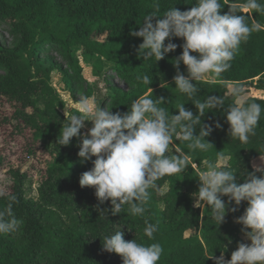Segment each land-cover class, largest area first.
<instances>
[{"label": "trees", "instance_id": "trees-1", "mask_svg": "<svg viewBox=\"0 0 264 264\" xmlns=\"http://www.w3.org/2000/svg\"><path fill=\"white\" fill-rule=\"evenodd\" d=\"M220 2L224 6L222 14L237 6L238 13L254 26L253 31L241 43L228 71L207 81H194L199 91L190 99L173 83L177 72L173 64L182 54L183 40L173 38L176 50L157 62L154 57L144 59L139 54L142 38L130 33L139 30L155 5H159L162 16L172 7L187 11L196 0H0V22L8 25L16 37L13 47L0 45V174L3 172L10 181L0 190V211L11 203L12 213L21 221L17 230L0 234V264H123L120 256L104 251L102 246L103 238L118 228L126 241L159 242L164 251L158 264H215L214 259H209L211 255L218 258L223 252L228 260L238 243H250L244 238L242 225L236 223L246 202L238 207L229 204V209L237 210H229L221 225L212 218L208 206H194L193 193L198 191L200 172L208 160L218 163L217 152L227 158L225 165L217 166L234 169L240 183L254 171L255 160H264V113L248 142L232 137L226 120L227 109L235 100L232 88L243 89L241 98L251 89L264 91V12H244L240 6L245 0ZM74 48H80L83 60L92 63L95 78L108 68L124 83L125 90L113 85L109 78L103 80L109 95L100 104L113 113H126L141 97L162 98L165 104L161 106L171 115L178 114L180 104L197 114L196 99H224L222 108L210 109L202 118V124L213 128L206 138L213 147L193 151L187 147L188 142L173 138L178 152L189 155L188 165L183 173L165 175L156 181L157 188L151 190L142 216L131 215L127 205L117 216L110 211L106 218L100 214L110 209V201L99 204L95 189L79 184L81 175L92 169L95 157L81 161L78 138H73L69 146L57 143L62 125L70 117L61 112L64 102L51 84L52 72L60 71L63 90L71 97L90 98L92 93L73 56ZM49 53L59 56L65 68L57 66L47 56ZM179 71L188 75L182 63ZM144 75L149 76L148 84L137 80ZM242 102L264 105V99L249 95ZM217 123L219 128L215 127ZM199 127L196 126L197 134ZM16 137L24 160L39 150L49 157L36 201L25 198L26 175L11 167L5 170L6 157ZM10 196H15L16 201H10ZM223 199L227 202L228 198ZM49 209L67 216L76 214L77 219L65 230L51 227L46 220ZM146 222L158 224L154 241L145 235Z\"/></svg>", "mask_w": 264, "mask_h": 264}, {"label": "clouds", "instance_id": "clouds-1", "mask_svg": "<svg viewBox=\"0 0 264 264\" xmlns=\"http://www.w3.org/2000/svg\"><path fill=\"white\" fill-rule=\"evenodd\" d=\"M240 7L264 12V0H245ZM223 9L220 0H196L187 11L172 7L161 16L157 4L155 10L145 16L139 30L130 35L142 38L139 54L144 59L154 57L157 62L176 50L173 38L183 40L182 54L173 64L177 69L173 83L175 89L192 99L199 91L194 81L213 79L228 71L241 43L247 41L253 31L254 26L238 13L237 6L222 14ZM181 63L187 68V76L179 71ZM137 80L148 84L149 76H138ZM242 93L243 89L232 88L235 100L227 109L226 120L230 125L229 134L248 142L250 136L255 135L264 105L243 103ZM163 104L162 98L141 97L122 114L102 109L96 101L85 97L79 102V113L63 123L57 143L69 146L73 138H78L81 141L78 152L81 161L95 157L92 169L81 175L79 184L82 188H94L99 204L110 201V209L100 211L105 218L109 211L112 216L121 214L125 205L131 215H144L151 190L157 188L156 181L165 175L184 172L189 155L184 152L171 154L174 137L188 142L187 147L193 151H207L213 147L206 139L213 128L202 124V118L210 109L223 107L222 97H207L203 102L196 99L195 115L186 110L184 104L177 106V115H171L161 106ZM85 122H91L92 127L81 135ZM197 125L200 126L199 134L196 133ZM215 127L220 125L217 123ZM217 153L222 161L224 157ZM198 181V191L193 193L194 206L199 208L203 202L219 225L225 221L229 210H237L229 209V204L238 207L242 202L247 203L236 223L242 225L244 238L250 243H238L228 260L223 252L220 257L213 254L209 259H214L215 264H264V166L255 167L240 183L234 169L220 168L215 161L208 160ZM224 197L228 198L227 202ZM9 199L16 201L15 196ZM20 223L12 213L11 203L0 211V234L17 230ZM157 231L158 224L146 222L144 232L149 239L154 241ZM102 246L104 251L120 256L123 264H158L164 251L159 242L126 241L121 228L106 235Z\"/></svg>", "mask_w": 264, "mask_h": 264}, {"label": "rangeland", "instance_id": "rangeland-1", "mask_svg": "<svg viewBox=\"0 0 264 264\" xmlns=\"http://www.w3.org/2000/svg\"><path fill=\"white\" fill-rule=\"evenodd\" d=\"M244 12H248V9L243 8ZM16 43V37L11 33V30L8 25L0 22V45L5 48H11ZM47 56H50L57 66L61 68H65L66 63L56 54L49 53ZM73 56L79 61L80 66L82 68V74L87 83L91 86L92 93L89 100H94L98 104L103 101V97L108 96L109 92L105 89L103 80L104 78H109L110 82L118 88L126 89L123 82L117 80L113 76V72L105 68L103 73L99 78H95L92 74V63L86 62L82 58V50L80 48L73 49ZM209 79H205L207 81ZM62 74L60 71H54L51 74V84L54 89L58 92L60 98L64 102V108L62 109V114L65 117H71L73 112L79 113V102L83 99L82 97L73 98L71 95L63 90L62 87ZM249 96L259 97V94L255 93L252 89L248 93ZM248 95H245L241 98V101L246 99ZM264 97V96H261ZM101 105V104H100ZM106 106V105H105ZM105 106L101 105L103 109ZM92 127L91 122H85V127L83 128V135L87 133V131ZM20 139L18 137L15 138V143L11 144L12 151L6 157L5 170L11 167L13 170H19L21 173L26 175V180L23 183L25 198L37 200V190L39 187V182L42 176H44L45 169L49 164V157L42 150H39L35 156L24 160L20 152ZM171 154L178 153V150L175 148L173 144L170 145ZM227 162V158H224L222 161L219 160L217 165H225ZM264 166V160L258 159L253 162V167H261ZM7 176V175H6ZM2 172L0 174V190L3 191V186L5 184H9V179ZM166 191V188L163 189V192ZM195 205V200H194ZM203 202L199 207H203ZM48 216L46 218L48 224L51 227H58L61 230H65L70 228L77 219L76 214H72L67 216L64 213L59 211H55L53 209H49Z\"/></svg>", "mask_w": 264, "mask_h": 264}, {"label": "crops", "instance_id": "crops-1", "mask_svg": "<svg viewBox=\"0 0 264 264\" xmlns=\"http://www.w3.org/2000/svg\"><path fill=\"white\" fill-rule=\"evenodd\" d=\"M255 93L259 94V97L256 96V98H259V99H264V97H261V96H264V91H257V90H253Z\"/></svg>", "mask_w": 264, "mask_h": 264}]
</instances>
